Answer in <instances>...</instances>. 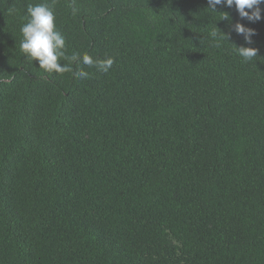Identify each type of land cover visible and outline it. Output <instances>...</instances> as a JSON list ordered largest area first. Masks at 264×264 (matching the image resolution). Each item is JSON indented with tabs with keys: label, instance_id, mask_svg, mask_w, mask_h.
<instances>
[{
	"label": "trees",
	"instance_id": "1",
	"mask_svg": "<svg viewBox=\"0 0 264 264\" xmlns=\"http://www.w3.org/2000/svg\"><path fill=\"white\" fill-rule=\"evenodd\" d=\"M45 2L67 71L20 49ZM260 8L249 22L208 0H0V264H264Z\"/></svg>",
	"mask_w": 264,
	"mask_h": 264
},
{
	"label": "clouds",
	"instance_id": "2",
	"mask_svg": "<svg viewBox=\"0 0 264 264\" xmlns=\"http://www.w3.org/2000/svg\"><path fill=\"white\" fill-rule=\"evenodd\" d=\"M208 4L209 9L212 11H218L217 6L229 8L235 6L241 20L255 22L262 18L260 5L264 4V0H208ZM27 16V22L22 24L20 28L23 37L20 41L21 51L28 58L38 61L39 67L45 71H67V66L59 62L62 58H65L66 43L65 38L56 28L53 6L47 2L30 4L27 8ZM222 19H229V14L227 13ZM233 30L237 35L243 36L246 44L250 45L252 43V37L255 35L253 28L237 22L234 24ZM219 35L215 30L210 33V36L215 40L216 47H220L219 40H216ZM227 39L229 40L228 36ZM235 53L245 62L251 61L258 56V50L251 46L236 45ZM71 60L74 62L82 61L84 65L95 66L103 72H107L114 63L111 57L104 60H95L87 54L83 57L79 54H73ZM74 75L77 78H87L88 73L83 70H77Z\"/></svg>",
	"mask_w": 264,
	"mask_h": 264
}]
</instances>
